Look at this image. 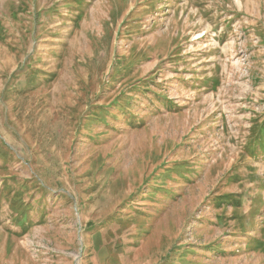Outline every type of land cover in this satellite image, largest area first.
<instances>
[{"label": "rangeland", "instance_id": "obj_1", "mask_svg": "<svg viewBox=\"0 0 264 264\" xmlns=\"http://www.w3.org/2000/svg\"><path fill=\"white\" fill-rule=\"evenodd\" d=\"M0 264H264V0H0Z\"/></svg>", "mask_w": 264, "mask_h": 264}]
</instances>
